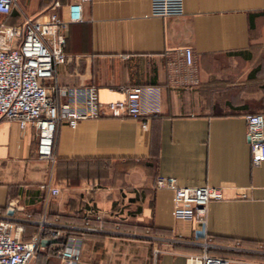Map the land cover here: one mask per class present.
<instances>
[{
	"label": "crops",
	"instance_id": "1",
	"mask_svg": "<svg viewBox=\"0 0 264 264\" xmlns=\"http://www.w3.org/2000/svg\"><path fill=\"white\" fill-rule=\"evenodd\" d=\"M53 1L14 0L0 23L42 20ZM56 1L65 18L74 0ZM182 1L177 16L149 15V0L82 4L61 32L67 59L43 83L58 104L66 90L94 86L101 103L123 108L59 122L52 159L37 156L33 125L0 121V220L27 241L45 218L38 264H60L70 237L75 264H198L187 256L202 235L211 254L264 264V161L250 163L245 121L264 114V0ZM157 176L219 186L224 197L208 202L204 224L179 218ZM55 228L65 237L51 236ZM236 244L243 249L228 248Z\"/></svg>",
	"mask_w": 264,
	"mask_h": 264
},
{
	"label": "built area",
	"instance_id": "2",
	"mask_svg": "<svg viewBox=\"0 0 264 264\" xmlns=\"http://www.w3.org/2000/svg\"><path fill=\"white\" fill-rule=\"evenodd\" d=\"M90 0H74L65 5V18L55 11L59 3L53 1L42 20L27 17L20 25L0 23V121H16L21 128L26 124L34 126L37 135L36 154L41 159H52L54 131L59 122L75 126L77 121L94 118L104 111H117L122 104H103L97 99L94 86L70 88L65 91V102L51 100L44 79L51 78L56 64L67 59L63 51L62 30L69 22L82 17V4ZM14 0H0V13H7ZM183 13L182 0H149V15L177 16ZM186 64L192 63L190 46L181 49ZM246 137L250 148V163L257 166L264 161V114L260 112L245 115ZM52 194L58 188L42 184ZM156 187H167L172 191L173 215L191 219L197 223L206 222V207L210 200L222 199L223 191L215 185H181L172 177L157 176ZM101 220V215L96 214ZM44 217L38 221L39 232L30 240L21 237L22 228L10 220H0V264H38L35 261L36 247L45 231ZM87 229H94L86 226ZM48 233L62 239L64 234L58 229ZM73 238L65 239L59 249L60 264H75L79 260L80 249ZM200 246L198 253H188L187 259L198 264H257L232 256L211 254L214 247L206 235L195 240ZM242 250L238 244L228 247ZM152 249V256L158 253ZM264 254V246L256 249Z\"/></svg>",
	"mask_w": 264,
	"mask_h": 264
},
{
	"label": "trees",
	"instance_id": "3",
	"mask_svg": "<svg viewBox=\"0 0 264 264\" xmlns=\"http://www.w3.org/2000/svg\"><path fill=\"white\" fill-rule=\"evenodd\" d=\"M53 143H54V138H53ZM52 149H53V145H52Z\"/></svg>",
	"mask_w": 264,
	"mask_h": 264
}]
</instances>
